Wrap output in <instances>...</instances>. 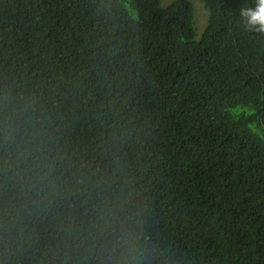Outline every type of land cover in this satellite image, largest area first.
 <instances>
[{
    "label": "trees",
    "instance_id": "obj_1",
    "mask_svg": "<svg viewBox=\"0 0 264 264\" xmlns=\"http://www.w3.org/2000/svg\"><path fill=\"white\" fill-rule=\"evenodd\" d=\"M0 0V264H264L255 0Z\"/></svg>",
    "mask_w": 264,
    "mask_h": 264
},
{
    "label": "clouds",
    "instance_id": "obj_2",
    "mask_svg": "<svg viewBox=\"0 0 264 264\" xmlns=\"http://www.w3.org/2000/svg\"><path fill=\"white\" fill-rule=\"evenodd\" d=\"M239 17L245 31L264 36V0H255L253 6H242Z\"/></svg>",
    "mask_w": 264,
    "mask_h": 264
},
{
    "label": "rangeland",
    "instance_id": "obj_3",
    "mask_svg": "<svg viewBox=\"0 0 264 264\" xmlns=\"http://www.w3.org/2000/svg\"><path fill=\"white\" fill-rule=\"evenodd\" d=\"M167 2H169V0H161V4L162 3L167 4ZM188 2L194 7V14H193L194 28L196 31V36H199L204 27V23L206 19L205 12L198 4H196L195 0H188Z\"/></svg>",
    "mask_w": 264,
    "mask_h": 264
}]
</instances>
